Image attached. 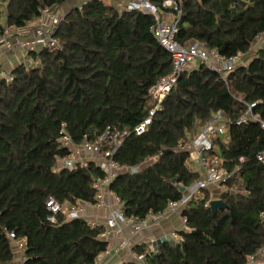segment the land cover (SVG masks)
Returning a JSON list of instances; mask_svg holds the SVG:
<instances>
[{
    "label": "trees",
    "instance_id": "1",
    "mask_svg": "<svg viewBox=\"0 0 264 264\" xmlns=\"http://www.w3.org/2000/svg\"><path fill=\"white\" fill-rule=\"evenodd\" d=\"M72 1L0 0V36L6 26L23 28L43 10ZM154 25L151 15L87 0L67 11L55 35L58 48L32 52L34 64L15 67L12 82L0 79V264H19L8 232L26 242L24 264H93L107 249L104 229L84 218L60 214L51 224L46 200L52 196L70 207L97 202L94 182L105 174L95 163L58 168L57 160L70 153L60 142L62 126L80 144L107 128L132 131L147 118L154 105L151 88L173 67L151 31ZM178 29L182 45L198 41L225 58L247 53L264 34V0H185ZM247 62L224 77L206 65L186 70L148 131L131 132L114 155L123 169L141 167L135 174L123 170L110 185L126 216L159 215L184 196L180 185L201 179L180 141L218 113L228 121V136L215 139L209 153L234 173L228 190L218 194L227 207L213 214L206 206L212 191L203 190L182 209L187 223L178 241L160 244L157 252L134 248L146 254L147 264H245L264 245V164L257 159L264 130L253 122L237 125L253 103L264 118V46Z\"/></svg>",
    "mask_w": 264,
    "mask_h": 264
},
{
    "label": "built area",
    "instance_id": "2",
    "mask_svg": "<svg viewBox=\"0 0 264 264\" xmlns=\"http://www.w3.org/2000/svg\"><path fill=\"white\" fill-rule=\"evenodd\" d=\"M87 0H83L78 7H81ZM185 0H159L160 5L153 0H112V4L121 11L141 12L151 15L155 25L151 28L152 33L158 42L171 54L173 67L172 72L161 78L159 83L151 88L150 96L153 100V107L147 118L140 122L132 131L107 128L95 141L85 140L80 144L73 142L62 126L60 142L63 147L70 150L69 155L58 159V168L74 170L86 168L90 162L96 164L105 174L103 179L94 182L97 190V202L95 204L86 202L78 203L75 207L68 204H61L52 196L46 200V207L50 212L48 221L57 224L58 215L62 214L66 219L85 218L84 211L87 209H106L107 216L104 224L88 221L92 227L104 229L101 237L107 242V249L103 251L93 264H107V260L116 253L127 250L133 261L137 264H147L146 254H139L131 247V236L138 234L152 225H157L167 215L180 216L182 223L186 225L187 219L181 215L182 209L193 199L201 196L203 190H218V194L228 190V182L233 172L223 167V161L219 156H209L213 150V141L218 138H226L229 134V125L223 113H218L213 120L204 126L195 136L188 141L181 140L179 146L190 150V158L198 164L201 179L190 187H185L184 196L175 202H170L167 209L159 215L149 212L145 218L139 219L135 216H126L121 200L110 192V185L117 175L123 170L133 174L140 171V166L123 169L115 160L114 155L124 144L126 138L131 134L143 135L152 123L156 111L166 96L176 86L179 77L188 69L206 65L223 77L238 67H245L248 58L264 46V34L258 35L255 42L247 53L225 58L216 50H211L202 43L195 41L187 45L180 44L176 37L178 26L182 16V7ZM67 11L63 7L48 8L42 11L41 18L33 23H27L23 28L6 26L0 36V79L8 82L14 80L13 69L1 65L2 57L17 52L23 54L21 64H34L31 53L39 49H56L59 42L56 32L63 21ZM3 15H5L3 13ZM257 103L248 105L247 112L239 118L237 125H244L250 122L257 123L264 130V118L254 113ZM157 158H153L156 160ZM259 162L264 164V150L257 156ZM243 161V158H240ZM181 187V185H180ZM219 195L217 196V198ZM209 207V201L206 204ZM261 221L264 223V210L260 213ZM87 220V219H86ZM129 227L130 232H126ZM113 234L120 236L118 243L111 239ZM9 239L16 248L19 264L25 263V252L27 244L24 240H17L14 232H8ZM168 240L178 241L179 236L174 234L164 237ZM163 239V238H162ZM160 239V240H162ZM157 242V241H156ZM149 252L156 251L154 243ZM245 264H264V245L254 254L248 256Z\"/></svg>",
    "mask_w": 264,
    "mask_h": 264
},
{
    "label": "crops",
    "instance_id": "3",
    "mask_svg": "<svg viewBox=\"0 0 264 264\" xmlns=\"http://www.w3.org/2000/svg\"><path fill=\"white\" fill-rule=\"evenodd\" d=\"M112 1V0H111ZM82 1L79 0L75 2L74 6L80 5ZM69 5V3H68ZM67 7V4L63 6V9ZM68 8V7H67ZM70 8H68L69 10ZM67 10V11H68ZM16 56V57H15ZM23 54L21 52L15 53V55L9 54L8 57H2L1 65L8 69H14L18 66V63L22 60ZM214 198V197H212ZM84 216L88 221H93L99 224H104L107 216V210L104 209H87L84 211ZM102 228V227H101ZM186 225L182 223L180 216L178 215H167L160 219L157 225H152L146 230L133 234L131 236V247L134 248L148 244L147 248L152 246V242H156L164 237H170L171 235H178V232L185 229ZM126 232H130L129 227H125ZM179 236V235H178ZM111 239L118 243L120 240V236L117 234H113ZM135 251V250H134ZM130 261H133V258L129 254L127 250H123L119 253L113 254L108 260L107 264H127Z\"/></svg>",
    "mask_w": 264,
    "mask_h": 264
},
{
    "label": "water",
    "instance_id": "4",
    "mask_svg": "<svg viewBox=\"0 0 264 264\" xmlns=\"http://www.w3.org/2000/svg\"><path fill=\"white\" fill-rule=\"evenodd\" d=\"M173 182H176V179L173 180ZM181 192H185V187L181 186L180 187ZM209 207L211 209V211L213 212V214H216L218 212V210H223L227 207V204L221 200L220 198H213L209 201ZM167 239L163 238L162 240H157L156 243H154V247L155 250L157 252V246H159L160 244L166 242Z\"/></svg>",
    "mask_w": 264,
    "mask_h": 264
},
{
    "label": "rangeland",
    "instance_id": "5",
    "mask_svg": "<svg viewBox=\"0 0 264 264\" xmlns=\"http://www.w3.org/2000/svg\"><path fill=\"white\" fill-rule=\"evenodd\" d=\"M79 0H74V1H72L71 3H69V5L67 4V7L68 8H72V7H74V4H75V2H78ZM81 1H83V0H81ZM103 2L105 3V4H107V5H110V4H112V1L111 0H103ZM65 8V11H67L68 10V8ZM3 12H4V10H3V8H1L0 7V21L3 23V24H5V15H3ZM16 57V56H15ZM190 166H191V168L193 169V170H199V167H198V164L195 162V161H191L190 162ZM211 191H212V197H217L218 196V192L217 191H214L213 192V190L211 189ZM145 247H147L148 246V244H143Z\"/></svg>",
    "mask_w": 264,
    "mask_h": 264
}]
</instances>
